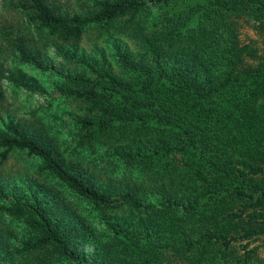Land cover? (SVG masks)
<instances>
[{"label":"trees","instance_id":"trees-1","mask_svg":"<svg viewBox=\"0 0 264 264\" xmlns=\"http://www.w3.org/2000/svg\"><path fill=\"white\" fill-rule=\"evenodd\" d=\"M87 1V11L71 16L46 0L20 6L65 42L126 17L118 29L138 43L141 59L123 53L121 74L100 67L90 79L67 77L63 95L84 106L74 120L78 145L115 148L137 176L123 188L97 185L9 120L1 160L13 149L36 157L37 174L71 189L107 225L89 242L46 206L18 200L9 209L27 233L13 252L18 264H264L251 246L264 241V0ZM240 19L258 40L241 42Z\"/></svg>","mask_w":264,"mask_h":264},{"label":"rangeland","instance_id":"rangeland-1","mask_svg":"<svg viewBox=\"0 0 264 264\" xmlns=\"http://www.w3.org/2000/svg\"><path fill=\"white\" fill-rule=\"evenodd\" d=\"M27 0H0V134L9 120L50 145L65 158V164L100 184L112 183L123 188L125 178L136 177L125 166L115 148L96 147L90 151L78 145L79 129L74 123L84 112L81 103L63 95L69 88L67 77L93 78V69L103 67L121 74L117 58L126 53L131 60L141 59L138 43L126 30L118 29L126 20H116L115 29L91 25L78 42L62 41L30 21V10L20 4ZM56 12L71 16L88 10L87 0H46ZM156 11L143 20L152 24ZM156 21V20H155ZM242 43L258 40L251 24L238 22ZM25 47L31 61H24L16 43ZM27 83V89L23 84ZM1 152V151H0ZM116 154V155H115ZM39 160L25 151L13 149L7 159L0 157V264H18L15 248L27 237L24 222L9 212L16 201L23 205L40 203L60 225L72 227L77 237L82 233L97 243L106 232V222L97 210L55 178L36 173ZM58 182V183H57ZM152 197L147 195V199ZM83 239V238H82ZM264 258V241L252 240ZM92 250V249H90ZM73 260L72 263H75Z\"/></svg>","mask_w":264,"mask_h":264}]
</instances>
